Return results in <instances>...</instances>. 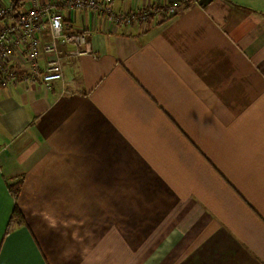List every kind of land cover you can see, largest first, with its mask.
Returning a JSON list of instances; mask_svg holds the SVG:
<instances>
[{
    "label": "crops",
    "instance_id": "crops-1",
    "mask_svg": "<svg viewBox=\"0 0 264 264\" xmlns=\"http://www.w3.org/2000/svg\"><path fill=\"white\" fill-rule=\"evenodd\" d=\"M174 1L110 0L158 11L131 26L63 9V32L90 52L59 44L61 80L0 86L7 264H264V0L165 17ZM48 176L63 186L45 189ZM14 205L25 223L6 234ZM102 209L125 213L124 230L96 226Z\"/></svg>",
    "mask_w": 264,
    "mask_h": 264
},
{
    "label": "built area",
    "instance_id": "built-area-1",
    "mask_svg": "<svg viewBox=\"0 0 264 264\" xmlns=\"http://www.w3.org/2000/svg\"><path fill=\"white\" fill-rule=\"evenodd\" d=\"M110 0H60L57 3L43 0H9L0 6V86H11L19 78H39L48 85L62 79V53L59 44L70 46L74 56L88 54L90 46L83 32H63L62 11L89 10L117 26H131L157 15L158 11L145 7L135 12L118 13L109 5ZM193 0H175L165 10V17L174 16L178 10ZM59 21L54 30L52 22ZM44 35L47 39L44 40ZM79 47H83L82 50ZM45 61L43 71L39 60Z\"/></svg>",
    "mask_w": 264,
    "mask_h": 264
},
{
    "label": "rangeland",
    "instance_id": "rangeland-1",
    "mask_svg": "<svg viewBox=\"0 0 264 264\" xmlns=\"http://www.w3.org/2000/svg\"><path fill=\"white\" fill-rule=\"evenodd\" d=\"M23 179H22V182H23ZM62 179H63V176H48V177H46V180L42 181L41 185H43L44 188L48 189V190H58V189H60L63 186V185H61V181H60ZM122 180H124V179H122ZM122 180H118V187H119V185H120ZM37 184H38V182H37ZM107 185H108L107 181L101 180L100 192L107 191ZM51 188H53V189H51ZM122 195H124V193H122ZM135 196H136V192L133 193L132 202H133V199H134ZM108 201L109 200L107 198L106 199L102 198V205L101 206L104 207V205ZM44 203H45V201L43 202V204ZM140 215H141V213H140V209H139V212H138V214L136 215L135 218H132L131 214H127V217H131L132 220L135 221V220H137V218L140 217ZM110 217H111L113 222L117 223V228L120 229V231H123L124 230V222H125V219H126V214L125 213H122V214H116V213L115 214H110V213H106L102 209L100 211V216L96 219V226H97L98 222H100V225L108 224ZM149 219L150 220L146 224H148L149 226H152L153 214L150 215ZM49 222L51 224L52 221H50V219H49ZM53 228L56 229V227H53ZM135 235H136V230H134V236Z\"/></svg>",
    "mask_w": 264,
    "mask_h": 264
},
{
    "label": "trees",
    "instance_id": "trees-1",
    "mask_svg": "<svg viewBox=\"0 0 264 264\" xmlns=\"http://www.w3.org/2000/svg\"><path fill=\"white\" fill-rule=\"evenodd\" d=\"M22 179L23 176H20V178L18 180L15 181H11L8 184V191L9 193L12 195V197L14 198V200L16 201L18 198V195L20 193V189L22 186ZM24 218L20 212V210L18 209V207L16 205H14L11 216L9 218L7 227H6V234L10 232V230L12 229V227L14 226H22L24 224Z\"/></svg>",
    "mask_w": 264,
    "mask_h": 264
},
{
    "label": "snow or ice",
    "instance_id": "snow-or-ice-1",
    "mask_svg": "<svg viewBox=\"0 0 264 264\" xmlns=\"http://www.w3.org/2000/svg\"><path fill=\"white\" fill-rule=\"evenodd\" d=\"M3 208H2V200H0V224L3 222ZM0 264H7V262L0 259Z\"/></svg>",
    "mask_w": 264,
    "mask_h": 264
},
{
    "label": "clouds",
    "instance_id": "clouds-1",
    "mask_svg": "<svg viewBox=\"0 0 264 264\" xmlns=\"http://www.w3.org/2000/svg\"><path fill=\"white\" fill-rule=\"evenodd\" d=\"M52 27H53L54 30H56V29L59 28V21H58V19L57 20H54L52 22Z\"/></svg>",
    "mask_w": 264,
    "mask_h": 264
}]
</instances>
